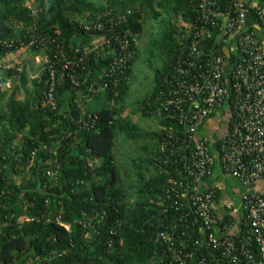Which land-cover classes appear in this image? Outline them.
<instances>
[{
    "label": "trees",
    "instance_id": "trees-1",
    "mask_svg": "<svg viewBox=\"0 0 264 264\" xmlns=\"http://www.w3.org/2000/svg\"><path fill=\"white\" fill-rule=\"evenodd\" d=\"M29 1L0 0V64L25 48L33 58L46 59L40 77L31 81L24 68L3 71L0 65V101L6 96L0 103V264H169L160 234L184 227L188 218L183 208L174 209L185 205L183 200L174 207L166 199L168 181L175 178L184 197L190 189L184 174L162 163L159 146L168 122L158 117L157 97L186 44L170 21L194 17L189 0H33L28 7ZM148 17L158 22L159 32L149 38L147 53L150 60L158 54L162 66L150 97L130 105L156 119L159 130L153 133L120 118L139 56L135 43L116 88L107 78L116 54L103 45L125 29L137 42ZM97 24L101 32L87 29ZM93 44L101 46L80 61V53ZM49 68L53 105L46 99ZM93 99L106 107L84 105ZM115 132L126 140L149 141L142 149L147 157L133 161L138 175L132 204L120 188ZM24 175L27 181L12 179ZM214 180L207 178L205 186ZM191 250V264L208 257L205 249Z\"/></svg>",
    "mask_w": 264,
    "mask_h": 264
},
{
    "label": "built area",
    "instance_id": "built-area-1",
    "mask_svg": "<svg viewBox=\"0 0 264 264\" xmlns=\"http://www.w3.org/2000/svg\"><path fill=\"white\" fill-rule=\"evenodd\" d=\"M189 8L194 17L182 24L183 53L157 97L158 117L168 122L159 146L162 163L184 174L190 189L184 197L181 184L170 178L166 199L174 207L183 200L185 205L174 209L183 208L188 221L160 238L169 264H191L196 247L208 252L196 264H264V0H189ZM112 40L103 45L116 54L107 70L116 88L136 42L126 29ZM100 46L82 51L80 61ZM70 81L77 86L73 77ZM54 87L49 68L46 99L51 105ZM214 118H220L215 132H203ZM216 172L244 189L237 204L219 185L205 186Z\"/></svg>",
    "mask_w": 264,
    "mask_h": 264
},
{
    "label": "rangeland",
    "instance_id": "rangeland-1",
    "mask_svg": "<svg viewBox=\"0 0 264 264\" xmlns=\"http://www.w3.org/2000/svg\"><path fill=\"white\" fill-rule=\"evenodd\" d=\"M94 1L99 2V0ZM32 3L33 0H30L26 5L30 7ZM170 22L172 24V28L175 29L174 35L180 41L185 32L182 31L179 33L180 30L177 29L182 27L183 21L180 19H172ZM158 32V22L152 17L146 18L143 23V32L136 42V49L139 56L135 63L132 81L129 84V90L124 99V104L126 107L120 114L121 119L125 121H131L136 125L137 128H139V130L147 133H153L159 130L156 119L143 117L141 114L137 113L136 108L131 107L130 104L144 101L145 99L149 98L153 92L154 75L155 72L161 68L163 59L158 54H156L153 59L150 60L147 53V46L149 38L154 35L157 36ZM45 63L46 59L43 56L33 58L30 50L25 48L22 49L17 55L2 60L0 65H3V68H5L2 69L3 71L8 68H16L20 72L24 68L28 74L29 80L31 81L40 77L44 71ZM1 72L2 71L0 69V74ZM8 88L9 86L6 85L5 89L8 90ZM22 97V93L19 92L18 99H21ZM5 99L6 96L4 99H1V105H4ZM93 101L94 103L96 102V104H93ZM84 105H89L90 108L95 110H100L106 107L105 103L101 102L100 100L96 101L95 99H93L92 102H88ZM148 143L149 141L144 139L133 141L126 140L120 133L115 132V148L113 150V157L118 166L120 188L126 196V201L128 204H132L137 188L138 170H136L133 161L144 160L145 157H147V154L142 149ZM141 173L144 176L148 175V173H146L143 168ZM28 178L29 177L24 175L20 177H13L12 179L16 183H20L22 181H27ZM221 179L223 184V194L231 199L234 204H237L236 197L238 194L245 192L244 189L239 184V182L233 178L221 177Z\"/></svg>",
    "mask_w": 264,
    "mask_h": 264
},
{
    "label": "crops",
    "instance_id": "crops-1",
    "mask_svg": "<svg viewBox=\"0 0 264 264\" xmlns=\"http://www.w3.org/2000/svg\"><path fill=\"white\" fill-rule=\"evenodd\" d=\"M219 121H220V118H214L212 119L203 129V132L205 133H209V134H213L215 132V130L217 129V126L219 125ZM214 182L212 184H217L219 185L222 190H223V184H222V179L221 178H218L219 176V173L216 175H214Z\"/></svg>",
    "mask_w": 264,
    "mask_h": 264
}]
</instances>
